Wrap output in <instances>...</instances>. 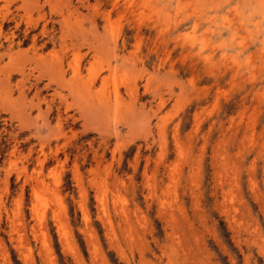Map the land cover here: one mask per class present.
Masks as SVG:
<instances>
[{
	"label": "rangeland",
	"instance_id": "obj_1",
	"mask_svg": "<svg viewBox=\"0 0 264 264\" xmlns=\"http://www.w3.org/2000/svg\"><path fill=\"white\" fill-rule=\"evenodd\" d=\"M0 264H264V0H0Z\"/></svg>",
	"mask_w": 264,
	"mask_h": 264
},
{
	"label": "bare ground",
	"instance_id": "obj_2",
	"mask_svg": "<svg viewBox=\"0 0 264 264\" xmlns=\"http://www.w3.org/2000/svg\"><path fill=\"white\" fill-rule=\"evenodd\" d=\"M61 64V63H60ZM57 68H58V66H57ZM59 71V70H58ZM59 73V72H58ZM59 75V74H58ZM157 201V200H156ZM100 203V202H99ZM128 213V212H127ZM179 237V236H178Z\"/></svg>",
	"mask_w": 264,
	"mask_h": 264
}]
</instances>
